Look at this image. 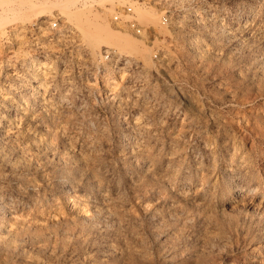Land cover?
<instances>
[{"label":"rangeland","instance_id":"rangeland-1","mask_svg":"<svg viewBox=\"0 0 264 264\" xmlns=\"http://www.w3.org/2000/svg\"><path fill=\"white\" fill-rule=\"evenodd\" d=\"M111 1L0 0L67 29L28 108L0 109V264H264V0ZM61 6L111 9L150 69L93 59Z\"/></svg>","mask_w":264,"mask_h":264},{"label":"bare ground","instance_id":"bare-ground-1","mask_svg":"<svg viewBox=\"0 0 264 264\" xmlns=\"http://www.w3.org/2000/svg\"><path fill=\"white\" fill-rule=\"evenodd\" d=\"M113 1L114 0H112L111 2H113ZM116 1L118 3H120V4L123 2V0H116ZM4 4L3 5H0V10H1L0 11V28H3L5 25H7L9 23L11 24L12 22L13 23H17V24H21V23H23L25 21L30 20L31 16H33V15H34L33 17H36L37 16V19L46 17V14H45V16L42 14L43 13V11H42L43 9L42 10H38V11H34L35 5H34V7L33 6L30 7L33 10H31L30 12H25L27 10L24 11L21 8H20L21 11H19V10L18 11H14V8L12 9L10 6H8L10 4H8V5L7 4L4 5ZM87 11L88 12L82 11V12H76L75 14H72V13H69L68 11H65V9H64V11L62 12L63 16L66 19V22H68V24H72V22H75V24H76V26H77V28H78V30L80 32V35L81 36H80L79 41H77L79 43L78 46H83L85 48V51L91 57H93V59L97 55L100 56L99 58L103 59L102 54H111L114 57H116L115 55H121L123 52H125V50L128 52V54L129 53H132V52H133L132 54H134V52H136V54L139 53L140 55H142V57H143V60L142 61L145 63L143 65L147 66L150 69L151 62H152L151 59H150V55H151L150 54V47L147 48L148 47L147 44L145 45L142 41H137L136 42L135 40H133L131 38L130 34H128V33L122 32V31H117V30H114L112 27H110V25L107 22V20H108V16L111 15V13H112V10L111 9H106V8L104 9L103 8V9H101V11H97V12H93V13L92 12H89V10H87ZM135 11L138 12V13H140L139 15H141L140 18L143 19V22H145L147 24H157V25H159L158 24V23H160L159 22V14L156 13L155 11H152L150 9H144V8H141V7H136L135 8ZM182 17H184V16H182ZM180 19H183V18H180ZM22 28L23 27H21V29H20V27L18 26L17 29H12V30H16V31H14L12 33V35L15 37L14 39H18V36L21 33L27 32L25 30V28L24 29H22ZM8 31H10V29ZM2 35H4V34H2ZM66 36H67V34H66ZM19 38H20L19 40H23V39H21V37H19ZM64 40L65 39H63L62 41H64ZM191 40L192 39H190V41ZM65 42L67 43L68 41H65ZM12 44H15V43H12ZM122 50H123V52H122ZM11 52L13 53L14 51H11ZM11 52H9V53H11ZM19 53H20V49L18 51V54ZM47 54L44 56V58L42 60L41 59H38L37 57H29V58H27V60H26V63L27 64L26 65H27L28 75L23 80H21L22 83L19 85L20 87L21 86L23 87V86L30 85L31 87H33L34 91H36V89H38L40 86H42V85L43 86H46V84H44L46 82V81L44 82V79H46V77L50 76L51 74L56 73V70H55L56 64L53 63L52 59H50V55H47ZM20 56H21V54H20ZM24 56H22V58H21L22 60L23 59H26V56L27 55H24ZM121 58H122V56L121 57H118V56L116 57V59H121ZM100 62H102V61H100ZM143 62H141V63H143ZM122 75H124V73ZM34 84H36V85H34ZM1 90H2V93H3L1 97H2V99H5L6 100L5 103H4L5 105L3 106L5 108H0V109H2V111H9V109H11V107L14 108V109H16V110H19V111L20 110H26L28 108V105L25 104V103H27L26 102L27 100L26 101H23L21 103L20 102L21 101L20 98H19V100H15V101H10L9 99H7L8 97L5 94L8 93L7 90H10L9 87L1 88ZM11 104H12V106L9 107V105H11ZM12 111H13V109H12ZM2 135H3V133H2ZM84 163H82V164H84ZM8 230H7V232H8ZM14 236H15V234H14ZM9 238L11 239V237H9ZM0 243H1V240H0ZM0 246H1V244H0ZM5 246H7V245H5Z\"/></svg>","mask_w":264,"mask_h":264},{"label":"built area","instance_id":"built-area-1","mask_svg":"<svg viewBox=\"0 0 264 264\" xmlns=\"http://www.w3.org/2000/svg\"><path fill=\"white\" fill-rule=\"evenodd\" d=\"M113 21L114 23L126 25L127 27L129 26L134 29H136L137 26L135 14L133 13L131 7H126L122 10L121 14H116L113 17ZM167 22L168 19L163 17V24H167ZM13 32L14 31H7L4 35H0V48H3L4 50L6 47V54L7 52L14 51L13 53H9L8 56L5 54L0 55V108H5L3 106L6 101L1 97L3 94L1 88H10V90H7L8 93L5 94L8 97L7 99L10 101L19 100V98H21L20 94H22L25 90H29L27 88L23 89L19 87L20 83L18 85L15 84L16 82L23 80L28 75V70L26 69L27 58L37 57L42 60L44 55H46L45 51L48 46H52L60 50L63 43L62 40L67 32V29L60 24L59 19L48 20L45 18L39 19L34 24L30 32L21 33L18 36V39H14L15 37L12 35ZM137 32L139 31L137 30ZM19 37L23 40H19ZM19 49L20 51L23 50L24 55H27L26 59H21V52L18 54ZM102 57L103 59H108L109 57L111 59L113 55L102 54ZM121 60H123V58H121ZM55 68H57V63ZM29 87L31 88V86ZM12 104L9 105V107L12 106Z\"/></svg>","mask_w":264,"mask_h":264}]
</instances>
